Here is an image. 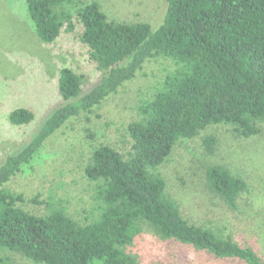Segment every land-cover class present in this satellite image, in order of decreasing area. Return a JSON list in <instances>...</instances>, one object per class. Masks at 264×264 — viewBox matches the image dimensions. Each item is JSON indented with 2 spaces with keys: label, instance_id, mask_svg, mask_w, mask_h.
<instances>
[{
  "label": "trees",
  "instance_id": "trees-1",
  "mask_svg": "<svg viewBox=\"0 0 264 264\" xmlns=\"http://www.w3.org/2000/svg\"><path fill=\"white\" fill-rule=\"evenodd\" d=\"M32 25L44 42L54 44L64 29L79 23L80 43L89 60L105 72L88 91L83 74L65 66L58 74L66 101L43 122L33 138L0 163V246L42 264H139L125 250L147 223L166 239L178 241L215 260L239 259L264 264L258 251L230 235L191 222L167 191L157 172L180 138H190L211 124L225 123L249 137L264 121V0H168L163 22L108 19L96 0H26ZM69 5L72 7L71 11ZM175 67L143 106V117L128 130L133 151L124 156L105 144L95 148L85 167L97 181L103 201L100 216L81 224L62 209L47 215L18 205L24 195L5 187L31 163L46 141L81 112H89L132 80L154 57ZM71 99V100H70ZM35 113L17 107L13 124H27ZM214 135L205 144L212 149ZM209 189L233 209L248 181L215 164L205 170ZM36 201V199H35ZM0 264H10L0 259ZM202 264V263H201Z\"/></svg>",
  "mask_w": 264,
  "mask_h": 264
},
{
  "label": "rangeland",
  "instance_id": "rangeland-1",
  "mask_svg": "<svg viewBox=\"0 0 264 264\" xmlns=\"http://www.w3.org/2000/svg\"><path fill=\"white\" fill-rule=\"evenodd\" d=\"M96 1L111 21H146L154 29L163 22L168 8V0ZM76 20L75 28L66 27L50 44L36 33L26 0H0V163L25 146L45 119L66 102L58 86L61 68L72 66L83 74L84 92L105 72L89 60L79 39L82 27ZM174 67L170 58H151L118 92L91 111L68 119L31 163L5 184L24 195L25 201L18 205L36 215L62 209L81 224L97 219L104 203L97 181L85 173L93 150L108 144L125 157L133 151L129 124L143 117L146 101ZM21 106L31 109L35 119L13 124L10 114ZM259 125L261 131L249 137L238 134L230 124L208 125L193 137L180 138L157 172L166 180L167 193L191 222L252 246L264 261V121ZM208 135L215 137L212 149L205 144ZM215 164L242 176L250 185V190L240 195L237 209L206 183L205 170ZM125 250L139 264H248L239 259L215 260L192 246L162 237L147 223L140 224L137 236ZM2 258L10 264H42L0 246Z\"/></svg>",
  "mask_w": 264,
  "mask_h": 264
}]
</instances>
